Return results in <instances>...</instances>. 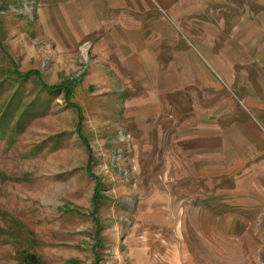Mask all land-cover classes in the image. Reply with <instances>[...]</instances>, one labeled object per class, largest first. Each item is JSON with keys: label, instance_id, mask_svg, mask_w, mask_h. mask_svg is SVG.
<instances>
[{"label": "rangeland", "instance_id": "obj_1", "mask_svg": "<svg viewBox=\"0 0 264 264\" xmlns=\"http://www.w3.org/2000/svg\"><path fill=\"white\" fill-rule=\"evenodd\" d=\"M152 2L164 27L155 34L165 49L158 59L178 52L190 62L193 51L216 76L208 51L218 52L219 36L213 28L205 33L206 21L220 20L228 34L234 16L225 5L244 17L257 5L264 18V0ZM43 6L0 0V264H32L31 257L39 264H146L151 254L186 264H264V217L234 218L228 206L222 217L217 202L190 214V198L219 185L191 179L188 169L161 168L169 158L190 162V153L156 134V125L170 123L140 122L137 115L152 107L146 111L137 92L114 88V80L102 81L89 44L66 42ZM56 181L66 189L50 208L54 200L42 201L59 188ZM252 224L258 229L250 232Z\"/></svg>", "mask_w": 264, "mask_h": 264}, {"label": "crops", "instance_id": "obj_2", "mask_svg": "<svg viewBox=\"0 0 264 264\" xmlns=\"http://www.w3.org/2000/svg\"><path fill=\"white\" fill-rule=\"evenodd\" d=\"M159 1L169 5L173 0ZM42 2L44 17L50 11L66 42L75 48L89 44L93 72L102 81L114 80V88L137 92V103L146 111L152 107V113L137 115L140 122L170 123L165 129L161 124L160 130L156 125V134L164 141L170 137L171 147L179 153H190V162L184 165L169 158L161 161V168L165 164V169H188L193 171L191 179L219 185L213 192L190 198V214L217 202L214 207L224 212L222 217L227 216V206L234 218L264 217V18L259 17L257 5L248 17L225 5L223 9L234 16L228 34L219 27L220 20L206 21L205 33L213 28L219 36L218 52L208 51L218 67L216 76L210 63L193 51L190 62L178 52L166 53L165 63L158 59L165 49L158 46L155 34L161 36L164 27L155 17L152 0ZM206 9L211 13L210 4ZM187 89L192 91L190 97L183 91ZM231 90L237 94L231 95ZM180 92L190 98L187 104L179 98ZM226 180H234L232 187L225 186ZM250 228L255 231L258 225ZM218 231L224 233L220 226ZM153 260L151 254L146 264H186L180 257Z\"/></svg>", "mask_w": 264, "mask_h": 264}, {"label": "clouds", "instance_id": "obj_3", "mask_svg": "<svg viewBox=\"0 0 264 264\" xmlns=\"http://www.w3.org/2000/svg\"><path fill=\"white\" fill-rule=\"evenodd\" d=\"M56 184L59 185V188L57 190H55L53 193H51L50 197H45L44 201H47V200H54L55 201V204H46L45 206L47 207H55L56 205H58L61 201V197L64 195V192H65V189H66V186L64 184V182L62 181H56Z\"/></svg>", "mask_w": 264, "mask_h": 264}, {"label": "trees", "instance_id": "obj_4", "mask_svg": "<svg viewBox=\"0 0 264 264\" xmlns=\"http://www.w3.org/2000/svg\"><path fill=\"white\" fill-rule=\"evenodd\" d=\"M46 88L48 89V90H63V88L64 87H61V86H58V87H49V86H46ZM67 94H68V96H70L71 97V91L70 90H68V92H67ZM76 108H77V110H79V108L77 107V106H75ZM80 111V110H79ZM79 128H80V126H79ZM29 260L31 261V263L32 264H39L38 263V261H37V259L36 258H34V257H31V258H29Z\"/></svg>", "mask_w": 264, "mask_h": 264}, {"label": "built area", "instance_id": "obj_5", "mask_svg": "<svg viewBox=\"0 0 264 264\" xmlns=\"http://www.w3.org/2000/svg\"><path fill=\"white\" fill-rule=\"evenodd\" d=\"M86 45H87V44H86ZM86 45H85V46H86ZM88 48H89V46H88ZM88 48H85V51H87V50H88Z\"/></svg>", "mask_w": 264, "mask_h": 264}]
</instances>
